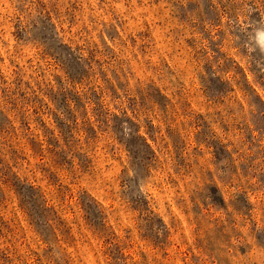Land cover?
Wrapping results in <instances>:
<instances>
[{"label": "rangeland", "instance_id": "1", "mask_svg": "<svg viewBox=\"0 0 264 264\" xmlns=\"http://www.w3.org/2000/svg\"><path fill=\"white\" fill-rule=\"evenodd\" d=\"M0 264H264V0H0Z\"/></svg>", "mask_w": 264, "mask_h": 264}]
</instances>
